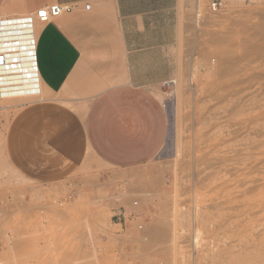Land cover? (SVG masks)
I'll list each match as a JSON object with an SVG mask.
<instances>
[{"label": "rangeland", "instance_id": "rangeland-1", "mask_svg": "<svg viewBox=\"0 0 264 264\" xmlns=\"http://www.w3.org/2000/svg\"><path fill=\"white\" fill-rule=\"evenodd\" d=\"M211 1L187 0L169 75L151 86L169 130L145 165L93 162L79 108L57 100L80 163L26 181L6 128L45 96L1 102L0 264H264V0Z\"/></svg>", "mask_w": 264, "mask_h": 264}, {"label": "crops", "instance_id": "crops-1", "mask_svg": "<svg viewBox=\"0 0 264 264\" xmlns=\"http://www.w3.org/2000/svg\"><path fill=\"white\" fill-rule=\"evenodd\" d=\"M186 2L0 0V17L53 3L71 6L37 24L38 80L45 97L10 119L4 138L9 165L23 166L26 181L42 184L63 180L64 164L78 166L80 145L65 143V115L54 108L57 100L79 108L82 142L93 162L129 170L155 157L169 127L151 86L169 75L168 51L177 41Z\"/></svg>", "mask_w": 264, "mask_h": 264}, {"label": "built area", "instance_id": "built-area-1", "mask_svg": "<svg viewBox=\"0 0 264 264\" xmlns=\"http://www.w3.org/2000/svg\"><path fill=\"white\" fill-rule=\"evenodd\" d=\"M220 7L221 0L211 1L212 12ZM70 9L68 4L53 3L28 14L0 17V105L3 97L20 93L19 76L39 81L36 56L38 22L55 18ZM137 225L139 229L142 227Z\"/></svg>", "mask_w": 264, "mask_h": 264}, {"label": "bare ground", "instance_id": "bare-ground-1", "mask_svg": "<svg viewBox=\"0 0 264 264\" xmlns=\"http://www.w3.org/2000/svg\"><path fill=\"white\" fill-rule=\"evenodd\" d=\"M17 81L19 83L20 86V93L17 94L16 96H5L3 97V100L5 99H11V98H17V97H34L36 95H40L41 93V87H40V81L36 82V80L33 78H29V77H22L19 76L17 78ZM38 87V88H37ZM147 243V242H146ZM145 243V244H146ZM146 245H143L142 247H145Z\"/></svg>", "mask_w": 264, "mask_h": 264}]
</instances>
